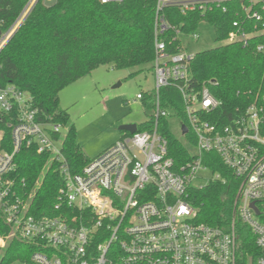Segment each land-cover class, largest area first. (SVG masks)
<instances>
[{"label":"built area","instance_id":"obj_1","mask_svg":"<svg viewBox=\"0 0 264 264\" xmlns=\"http://www.w3.org/2000/svg\"><path fill=\"white\" fill-rule=\"evenodd\" d=\"M36 1L28 0L13 24L0 31V51ZM116 1L121 0H99ZM168 7L182 14L232 13L220 42L249 46L257 37L264 40V0H156L154 85L147 92L153 122L121 130L78 172L61 150L64 124L45 119L28 91L0 84V210L12 228L0 235V261L8 240L18 237L33 245L29 260H15L21 264H235L234 231L196 221V210L186 201L187 191L203 178L201 171L211 173L206 183L220 178L203 162L206 153H214L239 180L235 216L254 235L259 252L254 264H264V95L231 115L219 113L218 99L208 86L196 85L189 70L191 44L200 38L202 24L212 26L202 20L196 30H186L184 22L166 17ZM255 50L263 53L264 41ZM166 88L177 94L181 112ZM147 93L138 92L136 99ZM172 115L180 119L182 144L194 149L179 165L159 130V120ZM21 149L48 156L44 172L53 166L62 177L54 208H70L69 213L32 212L41 179L29 187L18 178Z\"/></svg>","mask_w":264,"mask_h":264},{"label":"trees","instance_id":"obj_2","mask_svg":"<svg viewBox=\"0 0 264 264\" xmlns=\"http://www.w3.org/2000/svg\"><path fill=\"white\" fill-rule=\"evenodd\" d=\"M28 0H0V31L10 27ZM156 0H121L100 3L99 0H37L23 23L0 51V84L13 83L26 90L33 105L47 120L60 121L66 127L61 150L70 169L78 172L89 160L66 110L59 105L60 90L98 66L115 69L141 67L153 58V20ZM173 23L184 22V29L196 30L202 20L213 28L215 46L195 52L190 75L196 85H206L220 103L219 113L231 115L264 95V52L249 46L220 42L230 28L233 14L214 10L182 14L172 7L165 9ZM163 92L175 95L179 112L181 104L169 88ZM151 109L150 94L142 100ZM160 119V132L167 140L168 155L176 165L190 159L187 148ZM153 122L150 114L138 124L143 129ZM193 141V140H192ZM48 156L34 149H21L16 156V175L29 187L36 181L32 212L36 215L69 213L70 208L55 210L56 195L62 177L50 167L44 172ZM204 164L218 172V180L191 187L186 201L196 210L195 220L234 231L237 242L235 264H254L258 249L250 229L235 216L234 201L239 180L218 155L206 153ZM43 176V177H42ZM67 210V211H66ZM76 212L75 210L71 211ZM12 228L0 210V235ZM33 245L11 237L2 251L0 264L29 260Z\"/></svg>","mask_w":264,"mask_h":264},{"label":"rangeland","instance_id":"obj_3","mask_svg":"<svg viewBox=\"0 0 264 264\" xmlns=\"http://www.w3.org/2000/svg\"><path fill=\"white\" fill-rule=\"evenodd\" d=\"M199 34L200 38L191 44L192 51L197 52L218 44L211 27L202 24ZM153 85L151 63L127 69L101 65L60 90L59 105L66 110L73 123L76 139L82 144L87 158L94 157L112 143L121 133L118 129L120 125H138L147 118L151 109L144 107L143 101L136 99V94L149 92ZM167 122L170 131L182 142L180 119L172 115ZM184 145L187 150H194L189 143L184 142ZM201 174L204 179L196 182L198 186L204 185L211 173L201 171ZM11 264L21 263L14 261Z\"/></svg>","mask_w":264,"mask_h":264},{"label":"water","instance_id":"obj_4","mask_svg":"<svg viewBox=\"0 0 264 264\" xmlns=\"http://www.w3.org/2000/svg\"><path fill=\"white\" fill-rule=\"evenodd\" d=\"M11 37V36H10ZM10 39V38H9ZM136 124L134 123H128V124H122L118 127V129L121 130H128L130 132H133L135 130ZM182 132H186L185 126H182Z\"/></svg>","mask_w":264,"mask_h":264},{"label":"crops","instance_id":"obj_5","mask_svg":"<svg viewBox=\"0 0 264 264\" xmlns=\"http://www.w3.org/2000/svg\"><path fill=\"white\" fill-rule=\"evenodd\" d=\"M140 101H141V100H140ZM120 134H121V133H120ZM120 134L118 135V137L120 136ZM118 137H117V138H118ZM117 138H116V139H117ZM116 139H115V140H116ZM115 140H114V141H115ZM110 144H111V143H110ZM110 144H109V145H110ZM81 145H82V144H81ZM82 147H83V146H82ZM106 147H107V146H106ZM106 147H105V148H106ZM105 148H104V149H105ZM101 151H102V150H101ZM101 151H100V152H101Z\"/></svg>","mask_w":264,"mask_h":264}]
</instances>
